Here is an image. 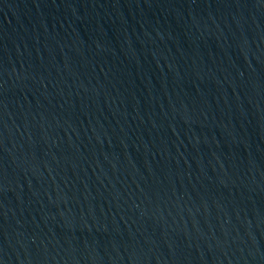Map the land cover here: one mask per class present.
I'll use <instances>...</instances> for the list:
<instances>
[{"label":"water","instance_id":"1","mask_svg":"<svg viewBox=\"0 0 264 264\" xmlns=\"http://www.w3.org/2000/svg\"><path fill=\"white\" fill-rule=\"evenodd\" d=\"M0 264H264V0H0Z\"/></svg>","mask_w":264,"mask_h":264}]
</instances>
